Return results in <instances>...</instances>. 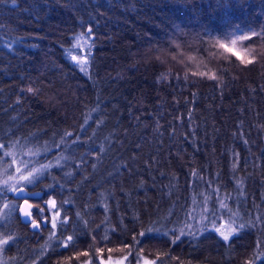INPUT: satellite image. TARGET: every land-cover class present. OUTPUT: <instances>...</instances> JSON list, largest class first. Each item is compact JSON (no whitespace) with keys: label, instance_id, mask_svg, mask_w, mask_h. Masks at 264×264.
<instances>
[{"label":"trees","instance_id":"obj_1","mask_svg":"<svg viewBox=\"0 0 264 264\" xmlns=\"http://www.w3.org/2000/svg\"><path fill=\"white\" fill-rule=\"evenodd\" d=\"M14 161L0 264H264V0H0Z\"/></svg>","mask_w":264,"mask_h":264},{"label":"rangeland","instance_id":"obj_2","mask_svg":"<svg viewBox=\"0 0 264 264\" xmlns=\"http://www.w3.org/2000/svg\"><path fill=\"white\" fill-rule=\"evenodd\" d=\"M228 47L231 48L232 51H234L238 55H242L245 52V50H243V47L234 40L231 41ZM28 176H29V171L24 169V166L19 165L18 161H14L11 165L3 169H0V187H7V190L10 191L11 194H15L19 189L21 188L25 189V187L21 186V183ZM19 199L22 201L24 198L19 197ZM35 199H36L35 197L28 199L30 204L27 210L29 211L28 215H30V222L36 221V216L34 215L33 209L37 208L39 202L36 201ZM21 201L19 202V205ZM9 202L10 201H7V202L4 201L3 208H2L3 210H6L7 204ZM10 206H11V203H10ZM6 241H7V238L0 236V251L1 249H3ZM0 260L3 262L1 252H0ZM81 264H90V263L88 262V260H86L85 262H82ZM99 264H123V258L106 257L104 260H101ZM141 264H151V262L148 259L143 258L141 260Z\"/></svg>","mask_w":264,"mask_h":264},{"label":"water","instance_id":"obj_3","mask_svg":"<svg viewBox=\"0 0 264 264\" xmlns=\"http://www.w3.org/2000/svg\"><path fill=\"white\" fill-rule=\"evenodd\" d=\"M38 194L36 192L33 191H26V189L21 188L19 189L16 193L15 196L16 197H23L24 199L21 201L20 205H19V215L22 216L24 214V212L27 210L30 202H29V198H34L36 197ZM24 221H26V219H24ZM36 222H30V226H36Z\"/></svg>","mask_w":264,"mask_h":264}]
</instances>
